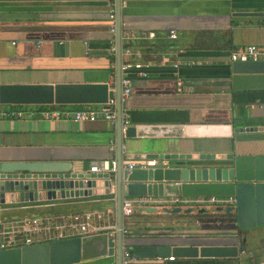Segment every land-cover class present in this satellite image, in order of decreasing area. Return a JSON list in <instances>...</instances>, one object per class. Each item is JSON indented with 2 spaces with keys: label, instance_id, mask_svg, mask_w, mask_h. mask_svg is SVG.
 <instances>
[{
  "label": "crops",
  "instance_id": "0c3cea01",
  "mask_svg": "<svg viewBox=\"0 0 264 264\" xmlns=\"http://www.w3.org/2000/svg\"><path fill=\"white\" fill-rule=\"evenodd\" d=\"M109 8L108 0H0V83L106 82L108 91H114L116 38L109 30ZM241 11H264V0H121L122 45L136 52L134 60L148 65L146 77L130 74L131 94L125 102L129 122L264 126V101L256 97L241 103L236 97L237 92L250 98L264 91V74L231 72L232 50L249 44L264 46V16L234 14ZM170 30L176 38L169 37ZM176 60L180 65L174 69L171 64ZM99 105L44 106L74 110ZM9 107L29 110L37 106L0 104V111ZM244 138L259 142L242 146L238 141ZM115 142V130L102 119L75 122L0 116V160H59L69 162L75 172H89L95 160L116 159ZM185 142L206 151L234 147L236 153L264 152V130ZM150 151L126 154L130 158H124V163L146 157ZM114 193L110 181L103 194L0 205V226L14 218L112 209ZM149 200L151 207L154 199ZM176 204L180 212H134L125 221L131 252L133 243L169 245L184 242L181 239L197 242V238L228 243L232 239L229 231L217 233L215 229H230L223 219L233 213H214L215 205ZM185 209L191 211L182 213ZM213 214L222 224L209 219ZM199 229L206 231L186 233ZM238 239V257L169 259L172 254L153 258L132 254L131 264H176L191 259L207 260L201 264H264V224L240 230ZM111 263L116 264L115 255L74 264Z\"/></svg>",
  "mask_w": 264,
  "mask_h": 264
},
{
  "label": "water",
  "instance_id": "95a60500",
  "mask_svg": "<svg viewBox=\"0 0 264 264\" xmlns=\"http://www.w3.org/2000/svg\"><path fill=\"white\" fill-rule=\"evenodd\" d=\"M116 24V83L108 91L106 82L100 83H0V104L40 105H94L108 98L116 99V168L112 174L75 172L69 162L59 160H0V205L66 199L103 194L113 181L116 233L112 241L107 232H97L55 241H45L22 247L0 249V264H74L115 255L116 264H122V246L126 237L122 233L124 217L122 200L126 197H148L154 205L135 208L140 214L158 212L171 215L181 211L173 205L174 198L198 196H234L235 204L217 206L214 213L235 214L229 222L232 239L211 240L213 243L181 239L169 245L132 244V254L156 257L172 254L179 258L238 257L239 231L264 224V152L236 153L234 147L222 151H206L188 139L214 137L230 138L233 133L264 130L259 127H233L230 124H148L130 121L121 130L120 63L122 49L121 0H115ZM239 16H264V11H241ZM233 74H264V61H233ZM242 146H254L259 141L240 139ZM154 166L122 165L126 154L149 151ZM100 186L101 189H95ZM100 190V191H97ZM103 190V191H102ZM173 203V204H172ZM185 209L182 213H188ZM215 225L222 224L214 214L209 218ZM228 223V222H227ZM206 229L186 233H197ZM193 234V235H197Z\"/></svg>",
  "mask_w": 264,
  "mask_h": 264
},
{
  "label": "built area",
  "instance_id": "2783aa9c",
  "mask_svg": "<svg viewBox=\"0 0 264 264\" xmlns=\"http://www.w3.org/2000/svg\"><path fill=\"white\" fill-rule=\"evenodd\" d=\"M110 5L108 11V18L110 21L109 30L115 35V0H108ZM152 36L153 33H148ZM174 30L169 31V37L176 38ZM123 39V38H122ZM112 47V51H115ZM134 52L127 45H122L121 49V63H120V103H121V130L130 123L129 114L125 109V102L131 94V79L130 74L134 72L140 77L147 76V64L133 59ZM229 60L233 61H264V46L255 44L245 45L243 47L234 49L229 54ZM174 69L180 65V61L176 60L172 64ZM176 75L177 86L181 89V79ZM0 116L6 118H41L42 120L51 121L60 118H69L75 122H94L97 120H105L115 130L116 126V99L115 97L108 98L104 104L99 107L92 108L91 106L81 107L79 109H68L60 107H33L29 110L15 109L12 107L4 108L0 111ZM112 149V147H111ZM156 159L140 158L132 160L127 164L122 160V165L127 169H132L134 166L146 167L154 166ZM116 168V159L106 160L99 159L91 163L89 172L93 173H109L112 174ZM149 198L140 197H126L122 200V213L124 217V225L122 233L126 237L128 229L125 226V221L131 217L135 212V208L141 205H147ZM174 202H182L183 204L207 206L215 205L227 207L235 204L234 196H198V197H184L174 198ZM199 223L198 221H196ZM107 232L112 241L115 239L116 233V212L115 209H102L93 211L74 212L65 215H41L9 219L3 222L0 226V249H10L15 247H22L35 243L45 241H55L68 239L73 237H80L82 235ZM169 259H174L170 256ZM134 260L130 247L125 242L122 246V264H131ZM114 264V263H111Z\"/></svg>",
  "mask_w": 264,
  "mask_h": 264
},
{
  "label": "trees",
  "instance_id": "16d2710c",
  "mask_svg": "<svg viewBox=\"0 0 264 264\" xmlns=\"http://www.w3.org/2000/svg\"><path fill=\"white\" fill-rule=\"evenodd\" d=\"M244 92H237L236 97L238 101L245 102L249 99H255L256 97L264 101V91H256L252 93L250 98H247L246 95L243 94ZM15 106V105H13ZM22 107V106H21ZM38 108H45L46 106H37ZM231 221H235V214L231 216ZM206 259H191V260H178L176 264H201L206 262Z\"/></svg>",
  "mask_w": 264,
  "mask_h": 264
},
{
  "label": "flooded vegetation",
  "instance_id": "af4514ba",
  "mask_svg": "<svg viewBox=\"0 0 264 264\" xmlns=\"http://www.w3.org/2000/svg\"><path fill=\"white\" fill-rule=\"evenodd\" d=\"M222 216V215H221ZM219 220H221V218L219 219ZM224 221H227V222H231V218L230 217H228V215H226V217L223 219ZM222 220V221H223Z\"/></svg>",
  "mask_w": 264,
  "mask_h": 264
},
{
  "label": "rangeland",
  "instance_id": "374dc122",
  "mask_svg": "<svg viewBox=\"0 0 264 264\" xmlns=\"http://www.w3.org/2000/svg\"><path fill=\"white\" fill-rule=\"evenodd\" d=\"M231 218V216H229Z\"/></svg>",
  "mask_w": 264,
  "mask_h": 264
}]
</instances>
